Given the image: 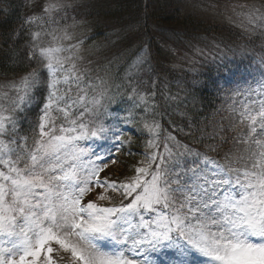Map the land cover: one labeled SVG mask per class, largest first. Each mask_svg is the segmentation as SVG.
<instances>
[{"label": "rangeland", "instance_id": "obj_1", "mask_svg": "<svg viewBox=\"0 0 264 264\" xmlns=\"http://www.w3.org/2000/svg\"><path fill=\"white\" fill-rule=\"evenodd\" d=\"M81 1L86 0H30V12L28 11L24 25L33 38L44 39L37 53L39 54L41 48L59 49V51L50 52L49 55L62 61L59 67L64 69L58 72L60 83L57 95L60 100L49 110L51 122H46L45 128L48 135L40 137L38 124L43 115V106L39 101L46 98V93L42 92L37 97V101L27 106L26 110L20 111L14 108V103L19 104L17 88L14 85L28 72L9 75L0 80V118L14 115L17 119L16 143L8 147L0 143V171L7 170L3 160L9 158L5 154L8 148L23 151L25 160L31 166L33 164L31 156L36 155L39 158L41 155L37 151L36 140H47L52 134L66 137L78 136L82 122L87 130L97 131L103 127L104 131H97L96 137L89 135L87 139L78 142L79 148L84 149L83 153H77L75 157L71 153L65 154L63 172L58 169L52 175L67 174L73 179L54 182L50 193H45L49 195L48 201H43V196H37V201L43 202L42 206L35 210L41 218L44 212L48 211L45 205L57 202L60 193L69 194L65 185H70L74 180L79 181L85 174H90V169L94 163L98 162V157L116 160L115 164L107 165V170L98 177L100 180L126 183L129 178L140 175L134 171L138 167L143 166L151 170L166 168L176 163L177 151H182L185 146L191 148L194 154L180 158L179 166L187 167L189 164L197 163L201 167H206V161H214L223 168L230 169L231 171L221 172L215 169V164L210 166L215 170L217 178H227L232 181L226 187H230L232 195L240 199L244 189L235 183L237 177L242 182H246L245 172L257 174L262 171L258 153L264 149H261L255 140L264 143V134H259L257 124V134H251L250 137V129L253 126L250 118L255 117L258 122L260 120L258 113L264 108V58H256L251 64L246 65L225 47L215 44L207 49L198 46L185 50L173 49L166 63L170 73L159 74L158 67L151 68L153 77L149 80L147 76H143V73H149L147 66L143 65L140 69L133 67L138 62V58H143L142 52H138L136 58L125 61L122 66V59L119 58V54L114 55L113 43H110L109 39L91 43V25L85 20H80L75 14V9ZM181 1L184 11L223 27L237 28L248 41L264 34V4L260 0ZM49 4L57 8L60 5L67 7L60 9L59 15L55 11L44 14V7ZM250 13L254 15V19L251 18ZM33 17L35 19H32ZM133 51L131 50L130 54ZM116 68L123 70L118 77ZM206 74L211 76L207 84L206 79L202 80ZM158 77L161 78V83ZM151 86H154L152 90ZM159 86H161L160 90ZM133 87L136 89L135 92L132 91ZM192 88L205 90L210 95L209 101L215 103L211 108L214 109L213 114L216 116L208 130V135L221 139L224 136V129L229 131L232 136L228 149H218L211 153L210 147L206 146L203 147L205 152L196 156L195 153L198 151L195 148L182 141L169 139L170 135L162 146H157L154 139L158 129L154 120L155 111L159 106L157 102H163L176 109L196 107L200 104L191 96ZM22 95L23 93L20 92L19 96ZM140 97H144L147 103ZM20 106L23 107V105ZM29 110H32L35 116L27 123L35 122V126H32L30 132L22 135L20 133L22 119L20 118L25 119L26 112ZM120 121L124 126L140 124L141 130L147 135L144 148L134 155L125 154L118 147L120 142L129 141L119 124ZM146 124L150 125L153 131H147ZM61 128L69 129V131L62 133ZM204 129L205 127L202 131ZM229 149L232 152L226 159L224 154ZM252 153L257 155L253 157ZM146 157H157V166H154L156 161L149 166ZM20 167L23 169L24 165L21 164ZM144 178L141 177V179ZM43 191V189L37 190L38 193ZM97 193L103 195L105 199H99ZM120 196L119 192L113 191L110 187H98L86 194L83 201L93 200L98 206L111 207L119 205ZM22 227L27 230L28 222L18 219L14 229H10L9 232H0V249L9 251V259H18L22 253L20 247L23 240ZM28 236L32 238L33 233L29 231ZM252 242L260 241L252 238ZM176 244L187 251V245L182 240L177 239ZM51 247L54 249L55 264H73L70 253L64 252L55 244ZM97 247L110 255L129 253L135 257L138 264H146V262L147 264H174L173 250L168 248H159L155 251L150 248H141L139 252H131L121 242L109 238L98 240ZM188 259L191 264H212L208 258L195 253L190 254ZM40 264H44L43 259Z\"/></svg>", "mask_w": 264, "mask_h": 264}, {"label": "snow or ice", "instance_id": "obj_2", "mask_svg": "<svg viewBox=\"0 0 264 264\" xmlns=\"http://www.w3.org/2000/svg\"><path fill=\"white\" fill-rule=\"evenodd\" d=\"M66 7L60 5L57 8L49 4L43 12L50 14L55 11L59 15L60 9ZM250 16L255 18L251 13ZM36 47L38 45L34 43L29 44L32 49L28 56L31 71L21 76L14 85L19 98V104L14 103V108L26 110L45 92L46 98L39 101L43 106V115L38 124L39 136L44 137L48 135L45 132L46 122H51L49 110L60 100L57 95L60 83L58 72L64 69L59 67L62 61L49 55L59 49L41 48L37 54ZM140 52L144 54L143 58H138V62L133 65L137 69L150 59V50L145 51L141 47ZM135 90L133 87L132 91ZM20 92L22 96H19ZM140 99L145 100L144 97ZM258 115V122L255 117L250 118L253 125L250 137L251 134H257V124L259 134H264V108ZM16 127L17 119L14 115L0 118V143L6 147L16 143ZM145 129L153 131L147 124ZM60 131L63 133L69 129L61 128ZM97 131L102 132L104 129L100 127ZM97 131L87 130L81 122L78 136L52 134L47 140H36L37 151L41 155L39 158L31 156V166L25 160L23 151L8 148L5 154L9 158L3 160L7 170L0 171V232L14 229L18 219L28 222V228H21L23 240L19 258L9 259V251L0 249V264H40L41 259L44 264H55L54 249L51 247L53 244L70 253L73 264H138L129 253L110 255L100 251L97 242L102 238L117 240L131 252H139L141 248L153 251L159 248L171 249L174 264H191L188 257L192 253L208 258L212 264H264V151L258 153L261 158L260 173L245 172L246 182L237 177L235 183L244 189L240 199H236L231 188L226 187L232 181L217 178L215 170L210 166L215 164V169L221 172L230 169L214 161H206V167L197 163L187 167L179 166L180 158L194 154L187 146L177 151L176 163L151 170L138 167L134 171L140 175L129 178L126 183L100 180L99 175L107 170L108 164H115L116 160L98 157L90 174L65 185L69 194L60 193L57 202L45 205L48 211L41 218L35 210L43 202H38L37 196H43V201H48L49 195L45 193H50L54 182L73 179L67 174L52 173L58 169L63 172L65 154L71 153L75 157L77 153H83L84 149L79 148L78 142L87 139L89 135L96 137ZM255 143L264 149V143L260 140H255ZM209 147L212 151L226 148L227 140ZM231 152V149L225 152L226 159ZM251 155L254 157L257 153ZM146 159L149 166L155 162V157ZM21 164L24 165L23 169ZM98 187H110L119 192V205L101 207L93 200L83 201L86 194ZM38 189L44 191L38 193ZM99 199L104 200L105 197L99 195ZM29 231L33 233L32 238L28 236ZM252 238L260 242L254 243ZM177 239L187 245V251L179 248Z\"/></svg>", "mask_w": 264, "mask_h": 264}, {"label": "trees", "instance_id": "obj_3", "mask_svg": "<svg viewBox=\"0 0 264 264\" xmlns=\"http://www.w3.org/2000/svg\"><path fill=\"white\" fill-rule=\"evenodd\" d=\"M260 1L264 4V0ZM182 3L181 0H86L78 4L75 14L80 20H85L91 25V43L106 39L113 43L114 55L119 54L122 66L125 61L136 58L141 47L145 51L150 50L149 62L144 64L149 73H143L149 80L153 77L151 68L158 67L159 74L170 73L166 63L173 49L185 50L193 46L207 49L215 44L225 47L246 65L256 58H264V34L248 41L237 28L223 27L184 11ZM30 7V0H0V80L9 75L31 71L28 56L32 49L29 44L38 45L35 49L37 52L44 43L43 38H33L31 32L25 28ZM131 50H134L132 54ZM116 71L118 77L123 70L116 68ZM158 79L161 83V78ZM203 79H206L207 84L211 76L206 74ZM153 87L151 86V90ZM190 93L200 105L176 109L163 102H157L159 106L154 118L156 125H159L157 136L154 138L157 146H162L170 135L174 141H182L195 148L198 153L205 152L203 147L220 144L223 140H227V147L224 149H228L232 136L229 131L224 129L221 139L208 135L216 116L211 108L215 103L209 101L210 95L198 88H192ZM34 116L33 111L29 110L25 119L20 118L22 135L30 132L32 126H35V122L27 123L34 119ZM119 124L125 136L129 138L128 142L122 144V151L130 155L141 151L147 140L141 125L124 126L122 121ZM212 152L214 151L211 150ZM155 161L154 166H157V157Z\"/></svg>", "mask_w": 264, "mask_h": 264}]
</instances>
